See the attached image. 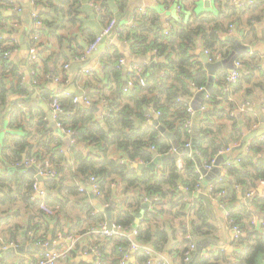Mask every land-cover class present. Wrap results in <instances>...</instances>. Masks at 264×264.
I'll return each mask as SVG.
<instances>
[{
	"label": "trees",
	"instance_id": "obj_1",
	"mask_svg": "<svg viewBox=\"0 0 264 264\" xmlns=\"http://www.w3.org/2000/svg\"><path fill=\"white\" fill-rule=\"evenodd\" d=\"M93 1L103 8L101 15L103 22H107L117 14L113 12L116 5L119 10H125L128 4V0ZM214 1L220 7L232 4L237 7L242 6L236 4L235 0ZM173 2L184 7L178 0L172 2L158 0L154 7H146L144 13L140 10L136 11L132 25L120 23L116 26L118 38L130 44L133 54L139 56L156 52L158 61L153 67L135 62L144 69L141 76L145 79V85H142L141 76L136 74V70L125 71L119 67V57L123 55L115 47H110L101 56V70L96 69L87 73L93 74L98 82L105 84L103 91L100 92L108 108L106 116L98 117L92 105H87L84 101L74 102L75 95L58 97L64 110L59 120L64 127L77 132L74 137L75 143L89 142L102 150L105 155L101 157L93 150L85 154L73 149L71 156H67L58 145L60 143L57 138L52 137L45 141L44 147L51 153L48 158L54 162L59 172L58 178L45 179L42 182L43 188L46 187L49 192L46 198L47 204L56 211L55 214L42 210L39 201L32 198V192L35 190L34 172L25 170L23 175L18 177V173L10 174L8 171L11 165L17 166L26 155L23 152L27 151V155H31L32 144L29 137L33 131L25 128L34 124V116L31 117L30 111L25 114L20 105L16 104L13 107L12 124L16 122L25 130V134L8 133L0 146V165L6 168L4 171L0 166V203L7 202L11 206L15 200L23 197L30 206L37 208L40 216L49 217L46 227L41 222L31 221L29 224L28 229L35 230L34 238L38 242L49 240L48 234L51 237L55 236L62 221H68L69 233L76 231L83 234L92 227L107 222L104 212H96L90 201L89 192L80 191L79 181H83L88 176L97 179L101 191L97 198L104 204H109L113 200L114 184H119L125 198L120 205L116 204L113 221L126 230L137 225V234L131 237L127 231L125 235L118 234L111 237L95 235L94 243L101 249L99 264H122L121 261L128 247L134 241L141 245L151 244L156 251H162L177 237L181 238V245L177 250L179 260L182 264H188L186 253L189 252L188 257H190L196 252L191 249L192 245L197 244L202 238L217 237V227L209 220L204 199L200 196L190 199L187 193H196L198 187L204 183L200 177L205 173V165L210 164L221 150H227L231 141L242 140L243 130L237 116L228 113V117L232 120V129L229 132L225 123H216L217 120L226 117V109L223 108L222 103L224 100L228 101L227 98L232 93L225 89L227 74H222L214 82L207 93L208 97L200 98L199 107L207 106V110L201 111L198 108L195 113H190L189 107L193 106L192 99L197 95L195 86L206 87L209 81L203 61L194 53L198 44L197 39H204L205 48L209 50L211 56L218 50L227 56L230 49L224 52L220 47L223 43L220 31L224 30V26L212 17V12L186 20L182 11L179 17L172 19V28L166 32L161 17L162 4L170 5ZM48 4L52 5L53 11L49 13L42 11L39 14L46 27L40 29L41 33H50L47 27L56 30L54 20L57 16L65 11L69 13L79 11L83 3L80 0H63V4L59 5L54 4V1L48 3L44 0V5L48 6ZM64 4L67 5V10ZM1 18L0 11V103L6 101L9 92H25V85L21 83L23 72L19 71L18 65L5 55L9 46L8 38L2 37L4 22ZM76 21L77 18L70 19L72 23ZM214 21L216 22L208 25ZM95 34L93 31L90 32L91 40L96 37ZM38 46V56H44L47 47L41 42ZM59 67L52 53L46 54L41 64L38 61L33 64V68L38 72V82L39 68L43 73L57 75ZM245 69H247L246 65ZM245 69L242 70V77ZM173 77L177 79L176 84L170 82ZM63 78L65 83L69 81L67 79L69 76ZM131 79L133 84L127 86V82ZM251 93V90H247L248 97ZM43 96L47 101L53 98V94L49 91ZM85 97L92 103L95 102L90 94L87 93ZM152 111L160 113L157 116L153 115V119H158L160 125L174 135L179 148L183 149L188 142L194 143L192 130H189L186 122L192 120L194 124L195 114L199 112V135L195 141V150L188 153L180 152L177 148L178 153L176 155L172 153L171 149L175 147L174 140L165 135L158 126L146 122V116L152 114ZM49 122L48 116L44 114L39 118V125L51 129ZM226 134L228 137L225 136ZM56 141L57 143L54 144ZM110 146H115L129 159L142 160L145 167L136 168L112 158L108 155ZM247 147L236 159L231 160L230 165L223 166L224 170L220 178L211 185L213 187L211 194L217 195L219 191L226 189L230 203L238 202L235 186H241L244 195L255 190L254 206L259 211L250 212L246 207L231 209L228 218L245 232L244 236L232 241V244L240 248L232 256L223 250L211 251L209 256L201 255L197 264H264V189L259 191L260 181L264 179V139L254 137ZM37 154L42 156L39 152ZM158 156L161 160L155 162ZM179 158L184 161V169L178 167ZM198 158L201 159L202 166H199ZM71 160L75 162L72 163ZM155 197L158 201L154 202L143 218L137 222L135 214L141 207L142 198ZM254 215L263 219L261 225L252 223ZM8 219L2 221L7 222ZM174 219L178 223H175ZM49 225L53 227L52 230L49 229ZM10 231L16 240L19 236L18 231L16 230L15 233L11 228ZM208 244L210 243L205 244V247H208ZM135 257L136 262L129 264H149L151 258L144 251L136 252Z\"/></svg>",
	"mask_w": 264,
	"mask_h": 264
},
{
	"label": "crops",
	"instance_id": "obj_2",
	"mask_svg": "<svg viewBox=\"0 0 264 264\" xmlns=\"http://www.w3.org/2000/svg\"><path fill=\"white\" fill-rule=\"evenodd\" d=\"M9 1L10 0H0V11L2 17L1 21L4 22V19H6V17L11 19L10 22L13 27L12 35L16 36V38H18V40L20 41L18 48L12 53L9 59L14 61L18 65L19 71H22L24 74L25 82L21 83L25 85V92H9L6 101L0 103V146L4 143L8 133L20 132L25 134V130L29 129L33 131V134L29 137L32 144L30 154L35 157L47 158L50 156L51 153L47 150V148L44 147V143L45 141L47 142L48 139H52V137L59 140L58 143L60 144L58 145L61 146L67 156H71V150L74 149L85 154H89L93 150L96 154H100L101 157H104L105 153L102 150L97 149L93 144L89 142L77 144L75 143L74 138L63 133L62 130L57 127L55 122L51 119V109L49 106V102L44 98L43 94L47 91H49L50 94H55L64 91V89L69 90L71 94L75 96H86V94L88 93L95 101L93 102L94 104L91 107L95 110L96 115L100 117L106 109V103L102 99V94L100 92V90L103 91V85L105 84L98 82L93 74L82 75L83 70L85 68L95 69L100 67L101 56L103 54L102 52L105 50V48L109 49L110 47H115L127 59L128 62L134 63L137 61L139 63L148 64L152 67L155 66L158 61L155 56L156 52L154 51L147 55H135L132 53L131 46L128 42L122 41L117 36L112 35L105 39L97 52L93 53L87 60L81 61L80 58L84 54L86 46L91 40L89 35L90 32L93 31L96 34L100 33L106 23L101 19L103 11L98 12L93 7L88 5L87 1H82L83 4L80 6L79 11L73 13L65 11L57 16V18L54 20L56 30H53L52 27H47L50 33H42L40 42L44 44L47 49L44 56H38L39 64L42 63L46 54L52 53L54 55V58L58 61L60 67L58 70L59 73L57 75L54 73H43L39 68V82L37 84H34L31 78V73L29 71L30 68L28 66L30 47L27 46L26 48L25 45H27V43L29 44L30 35L34 31H40V29H43L45 27L44 24L40 27H37L34 24V13L37 12L41 14L42 11L48 13L52 12V5H44V0H35V2H32L30 0H17V2L23 8L20 13H17L11 10L10 7H8ZM45 1H47L48 3L50 1H54V4L59 5L63 4V0ZM172 1L170 0V2ZM178 1H181L184 6L183 15L185 16L186 20L194 19L198 15H204L206 12H212V17L224 26V30L220 31V37L223 42L220 47L224 52L230 49V53L227 56L223 55L222 60L227 59L229 55L234 52L236 48H238V58L241 57L247 67V69H245L244 65V75L241 78L239 84H237L231 91L232 93L230 94L229 98H227L228 101L224 100V102L222 103L223 108L226 109V117L221 118L216 122L225 123V125L228 127L229 132L232 129V120L228 117V113L229 115L237 116L241 124L240 126L243 130L242 140H240L239 142L231 141L230 146H228V149H230V151L222 153V156L220 157V164L215 168L207 171L208 178H206V180L204 181L203 192H201V194H194L193 196L189 195L190 199H194L198 196L204 199V201L206 202V210L209 215V220L210 222H213L217 227V237L211 239L212 242H215L216 244L210 243L208 244V247L204 246L202 253H206L207 250H223L226 252V254L232 256V254L234 252H237L240 247L232 244V241L234 239L232 238L231 231L227 224L225 210L220 205V198L216 194H211L208 187L213 185V182L220 178L221 173L224 170V161L236 159L242 152L245 151V149H247L250 140L254 138L252 137L249 140L248 144H246L244 142V138L248 133L257 129H262V134L255 137L260 138L264 134V128H261V115H264V0H258L257 2L256 0H236V4L242 5L238 7L234 6L233 4L226 7H220L219 4L214 0ZM253 1H255L256 3ZM150 3L151 0H128V4L126 6L127 8L125 10H119L117 5L113 8V12H117L114 17L117 19L118 24L124 23L127 25H131L134 23V15L136 11L141 10V8L145 6L154 7L155 5H157L153 4V6L150 5ZM176 3L177 2H173L170 3V5L162 4L161 17L163 25L166 29L167 20L171 16L176 15ZM64 7L67 10L66 4H64ZM159 8H161V6H159ZM76 18L77 21L75 23L70 22V19ZM216 21L211 22L208 25L210 26ZM197 41L198 44L194 51L195 56L203 61L205 70L207 71L209 76V81H212V83L214 84V82L217 81L222 74H227L230 69H222L221 67L217 69L215 74H211L206 63L202 59L203 57L201 56L202 53H206L204 39L198 38ZM209 62L217 63L212 62L211 60H209ZM51 64L53 66L54 62L52 61ZM67 64H69V66L65 68ZM53 67L52 70H54ZM54 76H59L62 78L69 76V78H67L69 79V82L66 84L62 81L60 84H57L53 79ZM10 79L12 78L10 77ZM124 79H126V77H124ZM170 82L176 84L177 79L173 77L171 78ZM207 85L206 91L208 90ZM247 90L252 91L250 97L247 96ZM109 92L111 91L109 90ZM204 94L205 92H197L196 98L192 99V105H199L200 98L204 97ZM247 101L250 104L247 105L246 110L239 112L238 108L241 105L247 103ZM16 104L20 106H27V112H31V117L34 116V124L29 127L27 125L25 130L22 129L16 122L12 124V109ZM260 109L261 112L259 113ZM27 112L24 113L27 114ZM197 113L198 112H196L195 117ZM43 114L45 116H48L51 129L39 125V118H41V115ZM195 117L194 123L196 121ZM197 119L198 126L200 118L198 117ZM154 120L155 118L153 119V121ZM153 121L149 123H153ZM146 122L148 123V121ZM225 136L228 137V134H226ZM56 143L57 141L54 142V144ZM38 152L42 156H38ZM27 153V151L23 152V154ZM108 155L119 160L121 158H126V154L118 151L115 146H110L108 148ZM71 162L74 163L75 161L71 160ZM65 165L67 166L68 164ZM1 167L4 171L6 170L5 167ZM218 167L220 169V172L218 171ZM24 169L20 170L18 168V165L15 167L11 165L8 171L10 174L18 173V177H21L25 170H29L35 173V169L33 168H26L25 170ZM42 182L43 181H40V185L43 187ZM225 186L227 187V184ZM263 189L264 186L261 185L260 181L259 191L261 192ZM45 190L47 191V193H49L47 188ZM124 198L125 197L123 196L122 187L118 184L114 189V197L112 198L113 200L109 204L103 203L104 205H110L112 202H115L113 208V220L114 214H116L115 206L116 204L117 206L120 205V202L123 201ZM246 198H253L252 205L249 203H245ZM142 200L143 201L141 207L136 212V214L143 210V203L148 202L150 205L148 198H142ZM90 201L92 203L91 198ZM229 205L231 206V209H242L246 207L247 211L250 212L256 213L259 211V209L254 206V195L246 197L243 192L238 193V202H230ZM34 207L35 206H30L27 200H25L23 197L20 200H15V202L11 206H9L7 202L0 203V243L3 240H15L11 235V228L12 230H14V232L17 230L19 233V236H17V239L15 241H17L20 245L17 249H21L20 251L16 250L13 253L11 251L12 249L2 252L0 251V264H25L26 260L29 258L28 256H30L31 254H38L42 251L39 242L36 238H34L35 230L28 228L30 227L29 224L31 221H33L34 223L41 222L43 226L46 227L47 221H49V217L40 216L37 208ZM96 212H98L97 209ZM144 214L142 215V218ZM4 219H8V221H2ZM174 222L178 223L175 219ZM63 225H66L67 227V236H72L74 239L66 238L62 241H59V244H53L52 248H57L59 250L73 244V250L71 254L67 259L63 260L61 264H94V257L90 254L85 253V246L92 243L95 240V236L90 237L85 233L83 234L76 231L74 233H69L68 221H62L61 225L58 226L57 232L60 231ZM49 229L52 230L53 227L49 225ZM56 235L57 234L51 237V235L48 234V236L50 237L48 241L53 242L56 238ZM74 235H82V237L76 239ZM145 245L153 247L151 244ZM180 245L181 238L177 237L176 239H173L162 251H156V249L153 247L154 254L157 258H164L170 263L182 264L179 260V253L177 251ZM195 254L193 255L192 261L195 257ZM129 262H136L135 255L130 259Z\"/></svg>",
	"mask_w": 264,
	"mask_h": 264
},
{
	"label": "built area",
	"instance_id": "obj_3",
	"mask_svg": "<svg viewBox=\"0 0 264 264\" xmlns=\"http://www.w3.org/2000/svg\"><path fill=\"white\" fill-rule=\"evenodd\" d=\"M32 2H35V0H30ZM80 1H87L88 5L93 7L95 10H97L98 12L103 11L102 6L97 3L96 1L93 0H80ZM225 1H229V0H225ZM234 1V0H232ZM158 2V0H151L150 5L156 4ZM235 2L237 3V1L235 0ZM10 5V6H9ZM9 5L8 7H10L11 10L20 13L22 11V7L20 6V4L17 2V0H10L9 1ZM146 7H150V6H145L143 8H141L140 12L144 13L146 10ZM183 11V8L181 6V4L176 3V15L171 16L166 24H167V31L168 32L171 28H172V19H174L175 17H179L180 13ZM11 19L7 18L4 19V25L2 26V37H6L8 38V49L6 50L5 55L6 56H11L12 53L14 51H16V49L19 46V40L18 38H16V36L12 35V30L13 27L11 25L10 22ZM34 24L37 27H40L43 25V22L41 20V18L39 17V13L35 12L34 13ZM118 25V21L115 17L110 18L106 24L103 26L102 30L100 31V33H98L96 35V37L89 41V43L86 46V50L84 52V54L82 55V57L80 58L81 61H85L87 60L93 53L97 52L100 49V46L103 44V42L105 41V39H107L108 37L114 35L117 36L118 34L116 33V26ZM132 25V24H131ZM41 35L42 33L38 30L34 31L31 35H30V41H29V57H28V66H29V71L31 73V78L33 80L34 84L38 83V72L36 69L33 68V64L37 63L38 61V49H39V43H40V39H41ZM118 37V36H117ZM108 50V48H105V50L102 52L103 54L106 53V51ZM206 54L209 56V60H211L212 62H219L222 60L223 58V54L220 51H216L212 54V56L210 55V52L208 49H205ZM69 66V64L66 65L65 68H67ZM119 67L123 68L125 71H130V70H136V74L138 76L142 75V72L144 71L143 67L140 66L137 63H132V62H128L127 59L122 56L119 57ZM101 70V66L95 69H91V68H85L82 72L83 74H87L91 71L94 70ZM244 69V64L243 61L241 59H237L235 61L234 64V68L230 69V71L227 73V84L225 89L227 91H232L233 88L237 85V83L239 82L240 78L242 77L241 73L242 70ZM55 80V82L57 84H60L62 81L64 82L62 77L59 76H54L53 78ZM140 81L142 83V85H145V79L141 76L140 77ZM21 82H25V78L23 77ZM69 81H66V83H68ZM133 84V80H129L127 82V86H131ZM191 85L195 86L194 83H191ZM127 86L125 87V89L127 88ZM195 90L196 93L197 92H205L204 97H208L209 95L208 90L206 91V87H196L195 86ZM68 95L71 94V92L69 90L64 89V91H61L59 93H55L53 94V98L48 101L49 102V106L51 109V119L55 122V124L57 125V127H59L63 133L71 136L72 138H74L77 135V132L64 127L62 125V123L59 120V117L64 113V110L61 106V104L59 103V99L58 97L60 95ZM78 101H84L87 105H93L92 101L88 98L85 97V95L83 96H78L76 95L74 97V102H78ZM250 103L247 101V103L241 105L238 110L239 112L241 111H245L247 105H249ZM23 110V112H27V106L21 105L20 106ZM200 108L201 111H205L208 109L207 106H200L199 105L196 106H190L189 107V112L190 113H195V111ZM264 111V108H263ZM108 113V108H106L104 110V112L101 114L100 117H104L106 116V114ZM160 114L159 112H155L152 111V114H148L146 116V120L148 122H152L153 121V115H158ZM193 121L189 120L186 122V126L189 128V130H193ZM261 139H264V134L260 137ZM192 143L188 142L185 147L188 148H192ZM248 148V147H247ZM154 149V147L152 148ZM229 152L230 149L227 150H221L220 153L216 156V158L212 159L210 164L205 165L206 171H209L211 169H213L216 165V160L218 158L219 155H222V153L225 152ZM171 152L175 153L178 152L176 147H173L171 149ZM197 153V151H196ZM120 161L122 163H129L131 166H136L139 164H144V162L142 160H133V159H129V158H121ZM232 162L230 161H225L224 165H230ZM18 166L23 165L26 168H33L35 169V181H34V192H32V198L34 200H38L39 201V207L46 211L49 214H55V210L51 209L50 206L47 204V191L40 185V180L39 177H44L45 179H56L59 176V172L58 169L56 167V165L54 164V162L51 161V159L44 158H38L35 157L33 155H24V157L22 158V160L20 162L17 163ZM178 167L180 169H184V161L182 158L178 159ZM24 169V170H25ZM206 174H202L200 177V180L203 182L206 180ZM80 191L84 192L85 190H88V187H92V191L96 194V196H99L101 194L100 188L98 186V182L97 179L94 176H88L86 177L83 181L80 182ZM261 185H264V179L261 181ZM117 185L114 184V187H116ZM236 187V191L238 193L242 192V187L241 186H235ZM210 190V193L213 191V187L209 186L208 187ZM204 189V183L201 184L198 189L197 192L201 193L203 192ZM255 194V190H252L250 192H247L245 194L246 197H250L252 195ZM217 196L220 198V205L223 209H226V207L229 206V201H228V192L226 189H222L221 191H219L217 193ZM158 198L155 197L153 199H149L150 202V207L153 205L154 202H157ZM230 211H226V220H227V224L229 226V229L231 231V235L232 238L234 240L239 239L241 236L245 235V232L242 230V228L239 225H235L234 221L232 219H229ZM263 222V219L258 216V215H254L253 219H252V223L254 225H261V223ZM135 225L133 228H131L130 230H126L124 228H122L120 225H117L114 221H112V224L110 225L107 222H103L100 223L98 226L96 227H92L90 230H88L85 234L89 235L90 237H93L95 235L101 236V237H111L113 235H125L126 231L129 233L130 237L131 235H136L137 234V229H136ZM75 238H79L82 237V235H74ZM84 236V235H83ZM66 238L69 239H74L72 236H67V227L66 225H63L60 229V231L58 232L55 240L53 241V244L58 243L59 241H62ZM49 241L48 240H44V241H40L39 245L41 248V252L38 254H31L30 256H28L29 258L26 260L25 264H61V262L65 259H67L69 257V255L71 254L72 250H73V244L67 247H64L63 249L59 250L57 248H52V249H48V245H49ZM19 243L16 241H12V240H3L0 243V251H7L10 249H17L19 247ZM85 253L90 254L94 257L95 262L94 264H99L100 262V258H101V249L99 247V245H97L96 243H94V241L92 243H90L89 245L85 246ZM196 247L197 244L192 245L191 249H194L196 251ZM84 248V247H83ZM139 251H144L150 258L149 260V264H173L170 263L169 261L165 260L164 258H157L154 254V248L153 247H149L146 245H141L140 243L134 241L132 242V244L128 247V251L125 254L124 258L122 259L121 263L122 264H129L130 259L135 255L136 252ZM211 253V250H207L206 253H201V255L204 256H209ZM189 252L186 253L187 258H186V263L191 264L192 262V258L193 255H190V257H188ZM199 260V258H198ZM197 264V263H195Z\"/></svg>",
	"mask_w": 264,
	"mask_h": 264
},
{
	"label": "water",
	"instance_id": "obj_4",
	"mask_svg": "<svg viewBox=\"0 0 264 264\" xmlns=\"http://www.w3.org/2000/svg\"><path fill=\"white\" fill-rule=\"evenodd\" d=\"M207 2H208V1H207ZM25 46H26V48H27V46L29 47V44L27 43V45H25ZM238 52H239V49L236 48V49L234 50V52H232V53L229 55V57H228L227 59L222 60V61H219V62H217V63H211V62H209V57H208V55H207L206 53H202L201 56L203 57L202 59H203L204 62L206 63V65H207V67H208V69H209V72H210L211 74H215L216 71H217V69H219V68H221V67H222V69H223V68L233 69V68H234V64H235V61L238 59V55H239ZM212 85H213L212 81H209V83H208V85H207V89H208V91L212 88ZM260 112H261V109L259 110V113H260ZM198 115H199V112L197 113V115H196V117H195L196 121H195V123H194V125H193V130H192L193 138H194V143H193V145H192V148H188V147H185L184 149H183V148H179V144H178V142L174 139V135L171 134V133H169L168 131H166V129L163 128V127L160 125L158 119H155V120L153 121V124L156 125V126H158V127L161 129V131H162L163 133H165V135H167L168 137H170L171 139L174 140V145H175L176 148L179 149L180 152H188V153H189L190 151L195 150V148H196V147H195V141H196V138H197L198 135H199V127L197 126V122H198V119H197V118L199 117ZM261 121H262V126H261V128H262V127L264 128V115H263V114L261 115ZM260 134H262V129H260V130L257 129V130H255V131H252V132L248 133V134L245 136V138H244V142H245L246 144H248L249 140H250L252 137L258 136V135H260ZM177 153H178V152H175V155H176ZM221 156H222V155H219V156H218V158H217V160H216V165H215V167L218 166V165L220 164V157H221ZM162 158H166V157H162ZM160 160H161V157L158 156V157L156 158L155 162H159ZM198 161H199V166H202V164H201V159H200V158H198ZM224 162H225V161H224ZM224 162H223V163H224ZM24 167H25V166H23V165L18 166V168H19L20 170L24 169ZM135 167H136V168L143 169V168L145 167V165H144V164H139V165H136ZM215 167H214V168H215ZM218 171L220 172L219 167H218ZM210 172H211V171H210ZM213 172H214V171H213ZM205 174H206V178H208V173H207L206 170H205ZM39 180H40V181H43V180H45V178H44V177H39ZM88 190H89L90 198L92 199V203H93L94 207L97 209L98 212H104V213L107 215L108 223L111 225V224H112V221H113V208H114L115 202H112L110 205H104V204H103V203L97 198L96 194L92 191V187L89 186V187H88ZM187 194L190 195V196H193L194 194H200V193L189 192V193H187ZM201 196H203V195H201ZM252 200H253V198H246L245 203H249V204L252 205ZM149 208H150V205H149L148 202L143 203V210H142L141 212H139V213L136 214L137 219L140 220V218H142V215H143L146 211H148ZM224 210H225V212H226V211H231V206L229 205V206L226 207V209H224ZM137 222H139V221L137 220ZM136 224H137V223H136ZM207 243H215V242H212V240L209 239V238H203V239H200V240L197 241L196 254H195V257H194L193 261L191 262V264H195V263H197L198 258H199L200 255H201L200 253L203 252L204 246H205V244H207ZM215 244H216V243H215ZM52 247H53V242L51 241L50 244L48 245V249H52ZM16 250H17V251H20L21 249H20V248H19V249H13V250H11V251H12V253H13V252H15Z\"/></svg>",
	"mask_w": 264,
	"mask_h": 264
},
{
	"label": "rangeland",
	"instance_id": "obj_5",
	"mask_svg": "<svg viewBox=\"0 0 264 264\" xmlns=\"http://www.w3.org/2000/svg\"><path fill=\"white\" fill-rule=\"evenodd\" d=\"M59 232V231H58ZM58 232H57V234H58ZM57 236V235H56Z\"/></svg>",
	"mask_w": 264,
	"mask_h": 264
}]
</instances>
